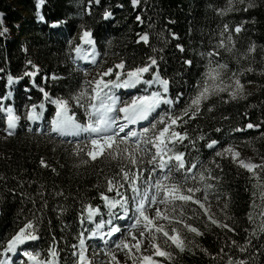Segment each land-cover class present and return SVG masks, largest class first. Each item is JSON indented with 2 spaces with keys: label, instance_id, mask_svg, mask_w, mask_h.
I'll use <instances>...</instances> for the list:
<instances>
[{
  "label": "trees",
  "instance_id": "16d2710c",
  "mask_svg": "<svg viewBox=\"0 0 264 264\" xmlns=\"http://www.w3.org/2000/svg\"><path fill=\"white\" fill-rule=\"evenodd\" d=\"M37 4V0H0V105L12 106L20 117L8 136L0 111V260L10 253L8 241L31 223L28 231L37 236L28 248L32 254L41 253L53 264H77L74 245L89 227L88 207L99 209V220L104 215L101 193L112 199L107 180L120 172L121 164L107 157L78 159L56 147L50 135L56 113L51 101L67 100L77 121L88 122L85 108L68 100L85 83L72 62V52L87 30L98 52L124 57L127 70L156 60L151 74L144 77L156 74L169 82V97L177 99L171 115L188 106L210 67L226 65L221 70L223 81L233 77L248 86L236 99L224 94L202 103L194 119L185 117L187 123L175 127L187 133L175 153H184L186 168L196 167L190 173L176 170L170 182L200 188L194 198H201L203 191V198L213 204L212 218L228 227L213 224L204 211L188 205L187 221L202 234L180 232L184 251L162 240L158 244L172 258L153 259L163 264H264V200L260 198L264 171L257 170V180L223 153L233 147L264 162V0H233L232 10L224 15L219 10L229 7L228 0H139L135 7L132 0H45L36 17ZM41 16L43 23L37 22ZM237 26L242 29L239 33L234 31ZM145 34L148 43L137 41ZM221 41L225 47L219 46ZM31 64L40 67L36 77L27 75ZM53 76L56 79H50ZM40 105L39 119L30 124L29 109ZM249 123L258 127L247 128ZM78 136L71 135L70 140ZM212 140L217 144L208 148ZM41 160L49 167L41 166ZM201 173L204 181L199 179ZM113 214L108 216L114 219Z\"/></svg>",
  "mask_w": 264,
  "mask_h": 264
},
{
  "label": "snow or ice",
  "instance_id": "6c2138e0",
  "mask_svg": "<svg viewBox=\"0 0 264 264\" xmlns=\"http://www.w3.org/2000/svg\"><path fill=\"white\" fill-rule=\"evenodd\" d=\"M45 0H39L37 7L43 5ZM99 2V0H97ZM139 3V0H132V4L135 7ZM233 0H228L229 7L227 9L219 10V14L224 15L228 11H231V5ZM243 3V0H241ZM252 5L249 4V7ZM247 11V8L244 9ZM110 13H105V18H107ZM43 20V17H40ZM139 20L140 17H137ZM56 25L54 24L53 27ZM241 27L237 26L234 31L239 33ZM224 31H228V26H224ZM80 39L86 44H92L91 33L85 30L80 37ZM231 40V37H228ZM140 40L144 43H148L149 37L147 34L140 36ZM220 47H225L223 41L220 42ZM182 50V49H181ZM230 50V49H229ZM82 50L78 47L76 52L79 53ZM249 51H254V48L249 49ZM209 55H212L210 53ZM95 63V60H93ZM190 63V62H188ZM156 65V60L151 59V63L143 66L136 67L134 69H129L124 71L125 65L123 62L115 65V68L120 69V71L114 72L112 68L107 69L100 75L99 79L90 81V88L88 90H82L78 95L74 97V100L81 107L85 108V112L88 116V122L86 124H81L75 118L73 113H70L69 102L63 99H57L51 101L56 105V116L52 121L53 127L52 131L58 133L61 136L72 135L78 136L81 133H87L88 139L87 142L81 147L79 144L76 145L77 154L83 152L90 161H96L101 157H107L112 160L123 159L127 161L128 165H131L132 168H136L139 164L144 163L142 155L147 152V149L144 145H151L152 148H155V152L151 154V158L147 161L148 164L154 165L151 170L153 173L158 168L161 172H164L165 175L162 179H153L152 176L148 177L150 183L147 187H139V183L143 177V169L139 173L135 171H130L126 167H121L120 172L116 173L112 178L107 180V191H115L119 200H112L108 196L101 193V199L105 201L107 207L115 208L118 204H128V198L119 191V189L124 188L125 184L128 185L130 191L133 193L132 202L135 204V211L137 216L135 222L131 225L132 229L142 227V230L139 232L140 237H144L145 233H162L166 238V243L171 242L177 249L180 251L185 250V238L181 233L175 228L172 227L170 230H165L163 224H156L158 220H167L171 222V218L167 214L168 208L171 206L172 210L175 211V204L179 202H192L198 204L201 208H204V204L200 200L195 199V193L200 192V188L187 187L185 188L183 184H178L171 181V172L172 167L177 168V170H185V172H192V169L196 167L195 164L186 168L184 153H175L173 148L169 145H175L182 143L187 139V133H181L175 131V127H179L182 123H187L185 117L188 119H194L195 116L200 112V107L203 102L207 101L212 95H217L220 92L228 91L230 85H224L221 77V70L225 69L227 66L223 64H218L215 67H210L209 70L205 73V77L202 85L198 88L196 94L190 99V103L183 110L181 114L176 115H167L166 117H161L160 120L156 123H152L151 127L144 128L142 133H137L135 131H125L128 128L129 124H136L139 121L147 120L148 117L153 113L162 103L171 105L173 101L165 98L159 91L151 92L150 94L134 96L130 101L122 102L119 97L114 95V89L119 88H135L138 84L145 83L151 86L153 83H158L163 87V92L167 93L168 91V81L162 80L159 76H154L153 80L145 81L143 80V74L149 72L152 66ZM251 70V69H249ZM27 75L34 76L35 73H27ZM106 76H114L115 79L105 80ZM9 83L12 82V77L9 76ZM238 90L242 89L239 80L235 81ZM223 85V86H222ZM41 92H44V89H40ZM147 92V89L145 90ZM232 99H236V91L230 92ZM45 99H48V93L44 92ZM87 98V99H85ZM84 101V103H81ZM120 103H123V107H118ZM43 107V105H40ZM212 109L209 108L208 111ZM0 111L7 112V128L5 129L8 136L13 135V129L16 128L17 121L20 120L18 115L13 113V109L10 107H4L0 105ZM122 113V119L125 123H119L117 114ZM27 118L29 120L39 119V115L36 113V106H33L32 109L28 112ZM158 125H164L163 128H160L158 131ZM258 127L249 123L247 128ZM241 129H237L240 131ZM219 131V129H217ZM154 133V135L149 138L148 133ZM124 133V135H121ZM132 137H143V139H137L133 142H130ZM134 144V146H133ZM217 144V141L212 140L207 144L208 148H213ZM121 145L125 147L121 148ZM224 152L230 154L231 159L235 162H238L239 166L246 169L248 172L253 174L257 180L260 179V172L257 170L264 171V164H256L252 162H245L244 160L239 159V153L235 152L232 148H226ZM217 156L223 155L221 152L216 153ZM87 163L88 161H84ZM174 162V164H173ZM41 166L49 167L43 160H41ZM55 171V169H53ZM188 177H185V181ZM192 179H196L195 176ZM200 181L205 180L203 173L199 176ZM208 188H211V185H207ZM261 200H264V192L260 195ZM207 199V196H205ZM157 205H164L165 209H161ZM154 215H146V207H154ZM98 209L91 206L88 207V218L91 219ZM181 216L183 212L180 213ZM205 214L207 215V209H205ZM264 216V212L261 213ZM252 217L250 216L249 219ZM209 219L213 224L217 226L228 227L227 225H220L218 222L209 216ZM176 223H182V221L177 220ZM99 229L102 227L101 224L96 225ZM189 232L195 233L196 235H201L197 228L191 225H184ZM33 225L31 223L25 225L24 228H21L20 231L14 235L7 244L8 251H15L16 246L23 244L28 240H36L37 236L33 235L32 232L28 229H32ZM231 231V229H229ZM264 231V228L261 229ZM120 231L119 228L113 227L108 233L112 235ZM95 235V234H94ZM132 240L136 241V244L129 245L126 241L122 240L120 244H117L118 249L123 246V248L135 247L139 251V245L142 241L137 240L136 235L129 233ZM153 240L156 239V236L153 235ZM84 236H80V247L81 251L79 252V264H88L84 251ZM152 248L155 249L154 255L159 257H164L165 259H171L172 255L166 250H162L159 244L153 243ZM243 250V249H242ZM53 257L56 255L55 249L51 250L50 253ZM28 257V260L34 261L35 264H53L51 260L41 261L37 256L32 255L31 253H24ZM75 255V253H74ZM112 257V260L115 261L116 257L112 254H109ZM142 264H158L156 260L153 259V255H145L141 258ZM0 264H6L5 261L0 260ZM119 264V262H117ZM231 264V261L229 262ZM243 264V261L240 262Z\"/></svg>",
  "mask_w": 264,
  "mask_h": 264
},
{
  "label": "rangeland",
  "instance_id": "374dc122",
  "mask_svg": "<svg viewBox=\"0 0 264 264\" xmlns=\"http://www.w3.org/2000/svg\"><path fill=\"white\" fill-rule=\"evenodd\" d=\"M94 1H97V0H94ZM37 2L39 3V0ZM41 10H42V6H40V9H38L36 7V17L41 12ZM0 18H2L1 15H0ZM107 19H111V16L109 15L107 17ZM37 22L43 23L44 19L43 20L39 19ZM137 41L143 42L140 40V37H138ZM79 42H80V45H76L74 50H73L72 62H73V64L76 65L78 71H80L84 75V79H83L84 81H81V83L85 82L82 85V90H88L90 88L89 82L94 81L96 79H99L100 75L103 72L107 71V69L112 68L114 72L120 71V69L115 68V65L120 64L121 62L124 63V60H125L124 57L119 56V55L115 56L116 54H114L112 56L102 55L98 52V50L96 48V44L94 42L92 44H86L81 39L79 40ZM78 47L82 50L79 53L76 52V48H78ZM121 54L124 55L122 53V51H121ZM93 60H95V63L93 62ZM31 70L32 71L30 73H35V75L33 77H36L38 75V73H40V67L37 65L31 64ZM126 70H127V67L125 65L124 71H126ZM145 74L149 75V74H151V71L143 74V80L146 79L144 77ZM154 76L155 75L151 76V80L154 79ZM222 78H224V77H222ZM50 79H56V77L53 76ZM104 79L110 80V79H115V77L114 76H106V77H104ZM142 84L143 83H141V85ZM223 84L224 85H230L228 91L220 92L217 95H212L205 102H208L213 97L217 98L220 95H224V94L230 95V92H232V91H236V96L239 97V96L244 95L245 94L244 92H246L248 89V86H246V87L242 86V89L238 90L237 85L235 84V80L233 77H230L227 80L223 81ZM142 86H143L142 87L143 89L140 88L138 90L132 89V88H119V89H114L113 91H114V95L119 97L122 102L130 101L134 96L150 94L151 92H154V91H151V89H147L149 86L148 84H146V85L144 84ZM149 87L150 88L156 87L157 91L161 92V94L163 96H165V98L168 99V97H167L168 93H164L163 87L161 85H159L158 83H153ZM146 89H147V92L145 91ZM79 92H78V94H79ZM9 96H11V93H9ZM74 97L75 96H71L68 100H71L72 102L76 103V101L74 100ZM205 102H203V103H205ZM162 106L170 107L169 104H163L162 103L155 110V111H157L156 115H159L156 119L160 118V115L162 117L167 116V115H165V111L162 110ZM74 107L77 108L76 104H74ZM118 107H123V103H120L118 105ZM31 109H32V107L30 108V110ZM159 109H160V111H158ZM36 113L40 117V115L42 113V108L37 107ZM6 116H7V113H6ZM55 116H56V114H55ZM55 116H54V119H55ZM122 116H123L122 113L117 114L119 123H125L122 121ZM150 116L148 118H150ZM153 119L154 118H152V122H150V124H152L156 120V119L155 120H153ZM37 120H29L28 119L29 123L36 122ZM145 122H146V120H142V121L137 122L138 128H135L134 125H128V128H126L125 131L127 132V131L131 130V131H135L137 133H142V130L147 127V126L145 127ZM163 127H164V125H158L157 131ZM6 128H7V122H6ZM40 129H41L40 125H36V130L40 131ZM51 133H52V135H51L52 139L56 140L54 142V144L56 145V147L64 149V153H71V155H73L74 157H76L78 159L88 158L83 152L77 154V150H76L77 144H79L81 147H83L84 144L87 142V139H88L87 133L80 135L79 138H76L75 140H69L70 136H68V135L61 136L58 133L53 132V131ZM121 135H124V133H121ZM153 135H154V133H152V132L148 133L149 138H151ZM137 139H143V137H132L130 139V142H133ZM133 146H134V144H133ZM175 146H176V144L169 146V147L173 148V152L175 150ZM123 147H125V146L121 145V148H123ZM144 147L147 149L146 153L141 154L144 163L139 164L136 168H132L131 165H128L126 160H123V159L112 160V159L108 158V159L116 162L117 165L121 164V165H119L120 168L123 166V167L128 168L130 171H135L137 173H139L140 170L143 169V177L140 181V182H143L142 188L147 187L148 183H150V181L148 180L149 176H152L153 179H162L163 176L165 175L164 172H161L157 169L154 173L151 171L153 169L154 165L148 164L147 161L151 158V154L155 152V148H152L151 145H144ZM232 149L235 152H238L240 154L239 159L244 160L245 162L264 164V162L261 159H259L258 157H256L253 154L244 153V152L240 151L239 149H234V148H232ZM223 153H224L225 157L229 158L234 164L239 166L238 162H235L231 159L230 154H228L224 151H223ZM173 164H174V162H173ZM173 168H175V167H172V169ZM242 169L246 170L244 168H242ZM119 191L122 192L128 198V201H129L128 204L131 203L132 204L131 206L133 208L130 212V215H129V212H128V214H125L126 213V206L128 204H118L121 208L118 209L115 207V211H116L115 218H114L115 223H112V222L108 223L107 222L106 225H102L101 223H97V224H101L102 227H100L98 229L96 226L97 224H95V225H91L87 229V232L84 236L85 242H84V246H83V251H84V254H85V257H86L88 264H117V262H119V264H142V260H141L142 256H145V255L155 256L154 255L155 249L152 248V244L153 243L158 244L162 240L166 239L162 235V233H155L154 231L152 233L146 232L144 237H140L139 232L142 230V227H138L136 229L131 228V225L135 222V218L137 216V213L135 211L136 206L132 202L131 191H130L127 184H125L124 188L119 189ZM110 193L112 194L113 200H119L120 199V196H118L115 191L110 192ZM200 197L201 198H199L197 200H200L201 203L204 204V208H201L198 204H195L192 202L184 203V202L177 201L175 204V211L172 210L171 206L167 210V214L171 218H173L171 220V222H169L167 220H158V221H156V224H163L165 226V230H170L172 227H175L179 232H186L187 234H192V232H189L187 230V228L184 226L186 224L190 225L187 221L189 218V216H187L188 212L186 209V208H188L187 207L188 205L197 206L198 208H200L201 211H204V212H205V209H207V212H208L207 216L208 217L213 216V204L209 200H205L203 198V191L200 194ZM105 206H106V204H105ZM157 206L160 207L162 210L165 209L164 205H157ZM155 207L156 206L151 207V208L146 207V215L153 216ZM107 208H108L107 210L113 209V208L110 209L109 207H107ZM181 212H183L182 216L180 214ZM186 216H187V218H186ZM109 218L110 217H108L107 219H109ZM177 220L182 221V223H176ZM113 227L119 228L120 231H118L112 235H109L108 233L111 231V229ZM130 232L133 235H136L137 240L142 241L139 245V251H137L135 247H130V249L123 248V246H121L120 249H118L116 247V245L120 244V242L122 240L126 241L130 246L136 244V241L132 240L131 236L129 235ZM153 235L156 236L155 240L152 239ZM33 241L34 240H28V241H25L23 244L17 245L15 251H12L10 259L5 260L6 264H35L34 261L28 260V257L24 255V253H26V252L32 254V252L27 248L30 246V244ZM81 250L82 249L80 247V242H79L77 245V248H76L77 255L79 254V252ZM109 254L114 255L116 257V260L113 261L111 255H109ZM32 255H35V254H32ZM35 256H37L38 259L41 261L50 260L49 258L45 257L41 253L37 254ZM47 256H49V255H47ZM156 257H159V256H156ZM78 259H79V255H78Z\"/></svg>",
  "mask_w": 264,
  "mask_h": 264
},
{
  "label": "bare ground",
  "instance_id": "6f19581e",
  "mask_svg": "<svg viewBox=\"0 0 264 264\" xmlns=\"http://www.w3.org/2000/svg\"><path fill=\"white\" fill-rule=\"evenodd\" d=\"M37 1H38V0H37ZM40 6H42V5H40ZM38 9H40V7H38ZM39 15H41V12L39 13ZM122 121L125 122L123 119H122Z\"/></svg>",
  "mask_w": 264,
  "mask_h": 264
}]
</instances>
